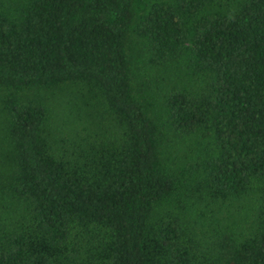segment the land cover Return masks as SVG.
<instances>
[{
    "label": "trees",
    "instance_id": "trees-1",
    "mask_svg": "<svg viewBox=\"0 0 264 264\" xmlns=\"http://www.w3.org/2000/svg\"><path fill=\"white\" fill-rule=\"evenodd\" d=\"M0 264H264V0H0Z\"/></svg>",
    "mask_w": 264,
    "mask_h": 264
}]
</instances>
